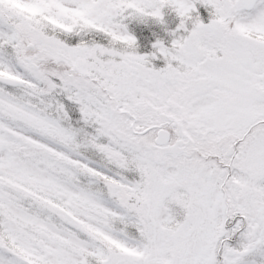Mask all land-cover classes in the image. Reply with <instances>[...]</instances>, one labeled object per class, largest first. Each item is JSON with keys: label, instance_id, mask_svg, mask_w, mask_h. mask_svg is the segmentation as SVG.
Instances as JSON below:
<instances>
[{"label": "snow or ice", "instance_id": "6c2138e0", "mask_svg": "<svg viewBox=\"0 0 264 264\" xmlns=\"http://www.w3.org/2000/svg\"><path fill=\"white\" fill-rule=\"evenodd\" d=\"M0 264H264V0H0Z\"/></svg>", "mask_w": 264, "mask_h": 264}]
</instances>
